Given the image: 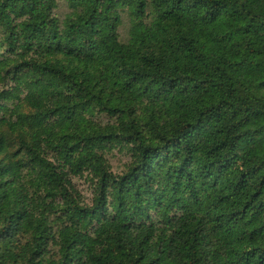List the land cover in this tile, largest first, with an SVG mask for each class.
I'll list each match as a JSON object with an SVG mask.
<instances>
[{
	"label": "trees",
	"instance_id": "1",
	"mask_svg": "<svg viewBox=\"0 0 264 264\" xmlns=\"http://www.w3.org/2000/svg\"><path fill=\"white\" fill-rule=\"evenodd\" d=\"M0 264H264V0H0Z\"/></svg>",
	"mask_w": 264,
	"mask_h": 264
},
{
	"label": "rangeland",
	"instance_id": "2",
	"mask_svg": "<svg viewBox=\"0 0 264 264\" xmlns=\"http://www.w3.org/2000/svg\"><path fill=\"white\" fill-rule=\"evenodd\" d=\"M68 12L69 11H68L67 7L62 3L57 14L63 18ZM126 30H127L126 28H122V30H121L123 37L126 36ZM107 157L110 161V164L113 167V171H115L116 173L123 172L127 162L129 161V157L126 154L120 152L118 149H115V150L109 152ZM75 182H76L77 186L79 187V189L87 197L91 196V190L89 188V184L85 180L76 179Z\"/></svg>",
	"mask_w": 264,
	"mask_h": 264
}]
</instances>
